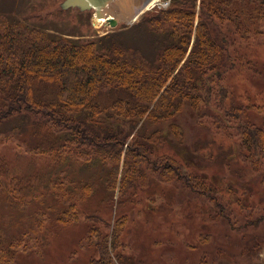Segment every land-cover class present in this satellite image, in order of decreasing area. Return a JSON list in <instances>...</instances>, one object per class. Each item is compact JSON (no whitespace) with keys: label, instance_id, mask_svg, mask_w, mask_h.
Returning a JSON list of instances; mask_svg holds the SVG:
<instances>
[{"label":"trees","instance_id":"1","mask_svg":"<svg viewBox=\"0 0 264 264\" xmlns=\"http://www.w3.org/2000/svg\"><path fill=\"white\" fill-rule=\"evenodd\" d=\"M19 17L0 15V143L15 129L23 132L24 124L43 126L44 132L63 133L64 142L54 151L38 146L29 152L47 154L54 163L71 156L84 164L99 163L106 169L107 191L117 187L125 196L147 174L203 191L204 176L185 173V162L174 153H159L168 135L184 136L177 117L188 106L196 116L208 110L218 130L237 137L252 165L264 160V126L255 119L262 105L246 93L238 97L226 83L228 71L241 66L254 73L257 65L231 54L235 41L225 34L227 28L241 39L264 34V0H172L133 26L142 30L150 50L115 32L73 38ZM52 189L59 194L62 184ZM79 189L81 196L91 190L88 183ZM81 213L88 223L83 244L88 248L95 234V245L108 256L109 235L103 232L108 221L98 211H81L73 202L53 220L68 224ZM34 219V234L13 237L0 226V264H13L18 253L41 248L50 231L39 232L43 216ZM120 219L111 226L112 250L121 245Z\"/></svg>","mask_w":264,"mask_h":264},{"label":"rangeland","instance_id":"2","mask_svg":"<svg viewBox=\"0 0 264 264\" xmlns=\"http://www.w3.org/2000/svg\"><path fill=\"white\" fill-rule=\"evenodd\" d=\"M64 1L0 0V15L27 16L28 23L73 38L92 39L115 32L117 37L150 50L142 30L133 26L144 14L165 8V0H153L132 23L130 18L120 16L113 25L97 20L93 8L63 7ZM168 1L167 6L172 0ZM225 34L235 41L229 49L231 54L251 58L257 65L254 73L241 66L228 71L226 83L238 97L246 93L262 105L255 119L264 126V34H248L249 38L241 39L232 28H227ZM205 112L204 116H196L184 107L177 117L184 136L175 140L168 135V141L159 148V153H174L183 160L185 173L204 176L203 191L197 186L193 191L184 181L147 174L145 179H136L131 193L120 196L117 187L107 191L106 169L99 163L84 164L73 156L54 163L47 154L29 152L38 146L54 151L58 143L64 142L63 133L50 129L44 132L43 126L34 129L29 123L22 124L23 132L12 131L10 139L0 143V160L4 162L0 171V226L13 237L24 231L34 234L32 223L40 214L44 224L39 232L50 231L41 248L18 253L13 264L263 262L264 160L259 165L248 162L237 137L229 138L218 130L208 118L209 111ZM186 160L191 164L187 165ZM59 182L62 190L58 194L52 185ZM85 183L91 190L81 196L79 187ZM73 202L81 211H98L108 221L103 230L109 235L108 256L95 245V234L90 235L88 248L83 244L88 229L83 213L68 224L53 220ZM117 218L123 221L118 236L121 245L112 250L111 232ZM93 225L94 221L90 227Z\"/></svg>","mask_w":264,"mask_h":264},{"label":"water","instance_id":"3","mask_svg":"<svg viewBox=\"0 0 264 264\" xmlns=\"http://www.w3.org/2000/svg\"><path fill=\"white\" fill-rule=\"evenodd\" d=\"M149 1L150 0H65L63 7H79L81 9L93 8L98 16L103 15L104 12L107 13L119 10L121 17H125V15L137 13L140 7L144 8L143 6H146ZM117 20L118 18L110 21V23L115 25L118 22Z\"/></svg>","mask_w":264,"mask_h":264},{"label":"bare ground","instance_id":"4","mask_svg":"<svg viewBox=\"0 0 264 264\" xmlns=\"http://www.w3.org/2000/svg\"><path fill=\"white\" fill-rule=\"evenodd\" d=\"M153 2V0H150L149 3L145 6H143L144 8L140 7V9L137 11V13L135 14H132V15H125V17H128V18H133L136 19L137 17H139V15L145 10V9H148V6L149 4ZM103 16V17H101ZM101 16H98L97 14L95 15L96 19L97 20H101L103 19V21H108L110 23V21H113L114 19L116 20L118 17H120V13H119V10H116L114 12H107V13H103V15Z\"/></svg>","mask_w":264,"mask_h":264},{"label":"built area","instance_id":"5","mask_svg":"<svg viewBox=\"0 0 264 264\" xmlns=\"http://www.w3.org/2000/svg\"><path fill=\"white\" fill-rule=\"evenodd\" d=\"M169 1L168 0H165V3L163 5V7H166L168 5Z\"/></svg>","mask_w":264,"mask_h":264},{"label":"flooded vegetation","instance_id":"6","mask_svg":"<svg viewBox=\"0 0 264 264\" xmlns=\"http://www.w3.org/2000/svg\"><path fill=\"white\" fill-rule=\"evenodd\" d=\"M260 264H264V261H263V262H261Z\"/></svg>","mask_w":264,"mask_h":264}]
</instances>
